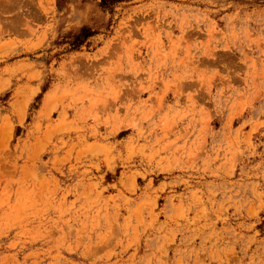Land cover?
Listing matches in <instances>:
<instances>
[{
	"label": "rangeland",
	"instance_id": "1",
	"mask_svg": "<svg viewBox=\"0 0 264 264\" xmlns=\"http://www.w3.org/2000/svg\"><path fill=\"white\" fill-rule=\"evenodd\" d=\"M99 4L0 0V264H264V0Z\"/></svg>",
	"mask_w": 264,
	"mask_h": 264
},
{
	"label": "trees",
	"instance_id": "2",
	"mask_svg": "<svg viewBox=\"0 0 264 264\" xmlns=\"http://www.w3.org/2000/svg\"><path fill=\"white\" fill-rule=\"evenodd\" d=\"M107 0H100V6H104L105 2ZM111 1L112 4L117 3V2H121L122 0H109ZM92 36V33L86 29V28H81L80 32L73 37L72 42L70 43V46L72 47L73 50L78 49L79 47H81V45L89 38Z\"/></svg>",
	"mask_w": 264,
	"mask_h": 264
}]
</instances>
